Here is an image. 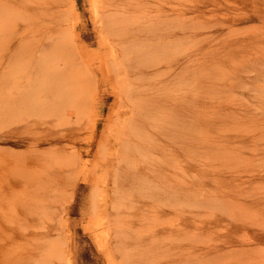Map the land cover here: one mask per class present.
<instances>
[{
    "label": "rangeland",
    "instance_id": "1",
    "mask_svg": "<svg viewBox=\"0 0 264 264\" xmlns=\"http://www.w3.org/2000/svg\"><path fill=\"white\" fill-rule=\"evenodd\" d=\"M134 1L0 0V103L20 101L0 107V133L45 141L49 131L71 132L42 148H19L40 154L45 173L33 183L51 178L55 186L35 191L30 205L26 188L2 201L0 264H247L249 239L264 230V205L251 200L264 197L263 179L244 177L240 183H250L236 187L234 178H203L196 167L198 80L189 30L199 0H140L143 8ZM115 13L122 28L109 38L119 42L120 32L124 44L114 49L99 36ZM182 26V40L162 35ZM248 27L263 30L259 22ZM152 64L161 71L142 75ZM12 75L18 81L7 87ZM129 117L147 127L135 137L142 151L116 133ZM154 144V154L143 155ZM160 167L166 178L156 177ZM204 193L208 199L200 200ZM245 222L251 231L226 232ZM219 224L224 230L208 239L206 229ZM230 239L233 246L222 244ZM212 244L222 251L203 252Z\"/></svg>",
    "mask_w": 264,
    "mask_h": 264
},
{
    "label": "bare ground",
    "instance_id": "2",
    "mask_svg": "<svg viewBox=\"0 0 264 264\" xmlns=\"http://www.w3.org/2000/svg\"><path fill=\"white\" fill-rule=\"evenodd\" d=\"M145 5L144 1H134V6L137 8H143ZM210 6L213 8L207 9ZM48 7L52 5L49 4ZM190 10L196 14L194 23L190 24L185 13L181 17L192 25L189 31L195 38L193 47L196 70L192 74L198 80L195 98L197 118L194 122L198 136L197 170L203 178H234L239 181L238 183L235 181L236 187L250 183L249 180L240 183L244 177L262 178L264 181V0H199V5L195 4ZM118 18L119 15L115 13L111 19L102 23V35L99 36L101 45H110L115 49L118 44H124L120 32L117 33L119 42L111 41L109 38L113 29L122 28ZM256 22L263 26V30L248 27L249 24L255 25ZM158 25L168 27L163 21L158 22ZM239 26L244 27L237 29ZM187 28L182 26L174 31L166 30L162 35L175 36L177 40H182L181 35L187 33ZM52 40L55 43V36ZM52 50L49 52L50 55L57 53L55 47ZM175 62L180 63L179 60ZM160 71V65L152 64L150 71L143 70L141 73L150 75ZM183 76L188 78L189 74ZM17 81L18 77L12 75L4 81V84L12 87ZM17 103L19 104L20 101L11 97L7 103H0V107H14ZM56 116V113H49V117ZM140 128L143 131L147 130L144 125L137 124L135 118L129 117L117 127L116 133L142 151V141L135 139L140 133ZM70 137L71 132L57 134L49 131L45 141H38L24 138L15 132L0 133V204L3 200L6 202L16 195L11 194L14 189L26 188L23 200L25 204L30 205L35 201L33 198L36 197L35 191L55 186L51 178L45 179L46 183L44 179L33 183L34 176L38 172L45 173L40 167L42 165L40 154L26 155L21 153L19 148L26 143L42 148L50 143L49 141H55L57 138L66 140ZM152 137L159 142L157 135L153 134ZM157 147V144L148 146L143 155L154 154ZM16 161L18 164L15 163ZM146 168L147 165L144 164L140 173H144L143 170ZM166 171L167 168L160 167L156 177L166 178L165 176L168 175ZM24 183L34 185L37 189L34 190V186L29 189ZM240 191L244 192L245 188ZM207 197L204 193L200 200H207ZM212 198L210 197L209 200H219ZM251 200L253 203L264 205V197ZM25 218L40 219V216L30 215ZM230 225L226 227V232L232 236L242 230L251 231L253 227V224L246 222L231 227ZM220 230H224L222 224L211 226L206 229V237L210 239ZM222 244L233 246L234 240L232 242L230 239ZM249 246L247 264H264V230L251 235ZM222 249V246L212 244L205 246L203 252L219 253ZM2 252L1 249L0 256ZM175 259L179 261L183 257L176 256ZM29 262L27 261L28 264ZM197 264L205 263L200 260Z\"/></svg>",
    "mask_w": 264,
    "mask_h": 264
}]
</instances>
